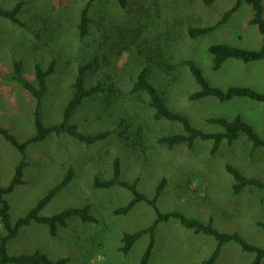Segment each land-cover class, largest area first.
<instances>
[{"label": "rangeland", "instance_id": "rangeland-1", "mask_svg": "<svg viewBox=\"0 0 264 264\" xmlns=\"http://www.w3.org/2000/svg\"><path fill=\"white\" fill-rule=\"evenodd\" d=\"M18 1L22 2L18 16L24 27L0 17V127L19 141L35 132L33 98L12 79L13 61H21L22 75L33 84L34 67L38 64L46 68L55 62L43 98L45 126L61 122L78 67L88 63L85 85L100 82L103 91L84 99L70 121L82 134L106 130L110 134L87 145L66 133H51L28 145L24 183L5 196L11 223L24 216L70 168L73 178L40 214L49 216L89 204L98 223L71 217L67 227H59L57 236L52 237L48 226L32 222L22 226L8 242L9 254L41 251L53 260L68 257L67 264H139L148 236L139 238L127 254L119 250L121 236L150 226L154 210L140 202L128 213L116 215L114 209L126 204L131 193L120 186L102 189L92 185L94 177L103 180L112 176L115 158L120 160L121 179L137 180L138 189L148 197L153 196L159 180L166 178L157 201L160 211L178 210L202 222L211 219L218 231L236 232L246 241L264 247V230L257 225L264 222V194L256 187H245L234 195L233 178L224 168L229 163L244 175L264 181V164L257 156L249 155L251 143L241 135L230 146L222 142L221 150L213 157H209L210 140H197L194 151H187L185 146L167 149L157 144V138L183 132L182 125L154 120L146 95L132 91L137 73L145 67L148 80L166 105L186 115L197 128L222 131L221 126L205 119L240 115L263 137L261 101L234 97L221 102L205 97L190 103L185 99L186 93L197 89L188 67L182 63L185 59L196 63L213 86H247L264 92V59L244 63L229 58L214 71L208 51L216 43L260 48L262 35L257 26L249 24L250 5L244 3L224 26L192 39L187 33L189 25L215 22L233 0H216L209 7L203 0H128L125 8L116 0H93L85 36H80L78 24L87 0H0V7L10 9ZM262 5L264 17V0ZM20 159L19 151L0 136V186L9 184ZM154 231L156 242L149 264H201L216 245L213 237L195 234L175 219L159 223ZM253 256L228 242L215 264H249Z\"/></svg>", "mask_w": 264, "mask_h": 264}, {"label": "trees", "instance_id": "trees-1", "mask_svg": "<svg viewBox=\"0 0 264 264\" xmlns=\"http://www.w3.org/2000/svg\"><path fill=\"white\" fill-rule=\"evenodd\" d=\"M93 0H87L82 7L79 14L78 30L80 36H85L88 33L90 23L89 11ZM121 8H125L128 0H116ZM216 0H203L206 7L212 6ZM244 3L250 5L252 9V17L249 19V24L257 26L262 35V44L259 49H245L241 47L231 46L226 43H216L208 47L211 54L212 70H218L226 59L233 58L244 63L264 59V17L262 0H233L231 6L226 9L221 17L215 22L207 24H191L187 27L188 36L192 39L211 33L217 28L224 26L232 16ZM22 2L18 1L10 9H3L0 7V17L8 19L14 24L21 27L25 23L19 18L18 14L21 10ZM182 63L188 67L197 89L186 93L185 99L190 102H198L205 97H214L219 101H229L234 97H246L255 101L264 103V92H259L247 86H231L227 89H222L211 85L204 77L201 69L192 60L185 59ZM12 79L18 83L26 92L33 98V123L34 134L24 141H19L8 129L0 127V136L8 142L11 146L16 148L21 154L19 163L15 166L13 177L9 184L0 186V223L3 232L0 234V264H67L68 257H61L58 259H51L41 251H34L32 253L9 254L7 249L8 242L15 238L22 226L30 223H40L48 226L49 234L56 237L58 228L67 227L68 219L71 217H78L82 222L98 223V219L91 214L89 204L82 207L66 208L56 214L44 216L40 212L43 207L51 201V199L63 189L73 178L74 171L72 168L68 169L65 176L60 182L52 187L46 195L40 198L36 204L15 223L10 220V206L5 196L12 192L17 186L24 183L23 172L27 166L26 148L29 144L44 140L49 134L60 135L66 133L81 143L90 145L108 137L109 130L102 131L95 134H82L78 131L77 126L70 121L73 112L82 104L83 100L92 97L103 91L101 83L98 82L92 86L85 85V76L90 64H83L78 67V73L73 83V93L66 103L62 120L57 124L45 126L42 121V105L43 98L47 92V78L54 73L55 62L51 61L46 68L40 65L34 67V77L36 84L29 82L22 75L21 61H13ZM133 92H142L146 95L147 105L153 111L152 118L156 121L165 119L168 121L179 122L182 125L183 132L162 135L157 138V144L165 146L167 149H176L177 147L185 146L187 151H194L197 140H210L209 157H213L219 153L220 145L225 142L227 146L232 145L235 141L243 135L247 141L251 143L249 147L250 157L257 156V160L264 164V136H259L251 124L245 122L240 115H236L232 119L224 117H208L206 122L216 124L222 127V131L206 132L194 126L189 118L179 112L171 110L165 103L158 89L148 80L147 69L143 67L136 75L132 86ZM264 133V126H263ZM226 172L232 176L233 183L231 190L234 195L240 193L245 187H256L264 194V181L244 175L237 167L232 164H225ZM166 178L162 177L156 185L152 197H148L138 189L137 180L125 181L121 179V164L118 158H115L112 163V176L108 179H100L94 177V188H110L113 186H120L131 193V198L126 204L118 206L113 213L116 215H123L128 213L137 203L144 202L149 205L155 212V218L145 228L134 232H124L121 236V246L119 250L123 254L129 253L134 243L142 236H148V242L142 253L139 264H149V260L153 253L156 242V227L159 223L167 222L170 219L177 220L184 228L191 230L195 234H203L211 236L216 240V245L211 254L204 259L201 264H215L221 249L224 244L234 242L238 244L240 249L244 252L253 253V259L249 264H261L264 259V247L252 244L246 241L242 236L236 232H221L214 228L212 220L202 222L198 219L187 217L178 210L162 212L157 206V201L164 191ZM257 225L264 230V222H257Z\"/></svg>", "mask_w": 264, "mask_h": 264}]
</instances>
